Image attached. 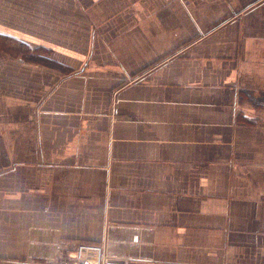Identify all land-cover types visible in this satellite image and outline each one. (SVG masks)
<instances>
[{
    "label": "crops",
    "instance_id": "1",
    "mask_svg": "<svg viewBox=\"0 0 264 264\" xmlns=\"http://www.w3.org/2000/svg\"><path fill=\"white\" fill-rule=\"evenodd\" d=\"M264 264V0H0V264Z\"/></svg>",
    "mask_w": 264,
    "mask_h": 264
},
{
    "label": "built area",
    "instance_id": "2",
    "mask_svg": "<svg viewBox=\"0 0 264 264\" xmlns=\"http://www.w3.org/2000/svg\"><path fill=\"white\" fill-rule=\"evenodd\" d=\"M29 264L37 263L30 261ZM55 264H127V262L109 254L103 244L82 242L77 245L72 257L60 259Z\"/></svg>",
    "mask_w": 264,
    "mask_h": 264
}]
</instances>
